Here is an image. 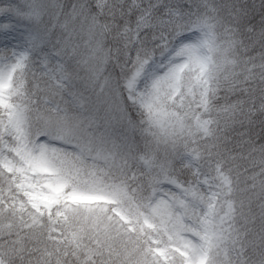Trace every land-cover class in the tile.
<instances>
[{
  "label": "snow or ice",
  "instance_id": "snow-or-ice-1",
  "mask_svg": "<svg viewBox=\"0 0 264 264\" xmlns=\"http://www.w3.org/2000/svg\"><path fill=\"white\" fill-rule=\"evenodd\" d=\"M0 264H264V0H0Z\"/></svg>",
  "mask_w": 264,
  "mask_h": 264
}]
</instances>
